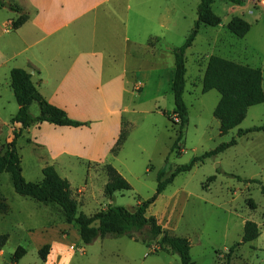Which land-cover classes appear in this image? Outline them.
<instances>
[{
    "label": "rangeland",
    "instance_id": "1",
    "mask_svg": "<svg viewBox=\"0 0 264 264\" xmlns=\"http://www.w3.org/2000/svg\"><path fill=\"white\" fill-rule=\"evenodd\" d=\"M175 3L172 16L177 22V35L173 45L178 47L197 19L199 0H175ZM211 11L220 18L219 25H202L198 37L185 52L183 99L188 109V124L180 142L183 144L182 153L179 156L176 151L170 153L178 126L169 122L164 114L173 109V59L166 57L163 70L153 71L147 77L138 74L129 84V113L122 123V129L127 131L126 140L116 156L111 153L105 162L117 169L131 189L117 191L112 198H107L103 192L107 174L105 164L101 163L91 164L90 170L85 165H78L71 173L59 175L69 180L78 212L91 216L109 205L133 211L154 195L159 170H163V178H166L177 166L188 164L194 157L235 139V145L198 162L191 170L177 174L148 206L146 216H153L169 234L187 238L195 264L223 262L224 253L241 241L244 222H255L259 236L236 247L231 262L264 264V194L261 193L264 187V130L238 135V130H253L264 125V102L249 107L239 126L220 135L219 121L213 116L219 93L215 90L201 92L202 75L209 55H219L260 69L264 89V6L258 0H245L243 6L215 0ZM233 17L250 23L251 28L245 36L237 37L228 30L227 23ZM29 112L33 116L39 114L37 103L31 104ZM6 145L7 135L1 130L2 151ZM16 147L21 157L23 177L29 182L40 181L39 167L44 163L41 151L27 143L24 137L18 138ZM0 192L6 203H15L16 198L26 199L14 192L7 173L0 174ZM26 200H29L27 209L30 212L50 214L49 221L39 217L31 222L35 229L28 233L11 230L14 226L12 217L0 220V232H9L10 235L0 253V264H45L46 260H42L36 250L42 240L63 245L72 255L70 264H180L177 254L155 251V241L149 246L136 241L139 234L97 237L88 245L81 242L72 224L70 232L57 234L62 225H67L60 208L29 198ZM249 200L254 202L255 208L249 205ZM45 223H48L47 232L42 229ZM18 244L26 249L27 254L21 261L12 263L10 258Z\"/></svg>",
    "mask_w": 264,
    "mask_h": 264
},
{
    "label": "crops",
    "instance_id": "2",
    "mask_svg": "<svg viewBox=\"0 0 264 264\" xmlns=\"http://www.w3.org/2000/svg\"><path fill=\"white\" fill-rule=\"evenodd\" d=\"M1 1L0 131L5 130L7 143L20 128L11 123L18 104L10 80V70L20 68L47 102L87 123L72 127L41 122L23 130L20 137L44 157L39 170L52 166L58 174L71 173L78 165L90 170L91 164H105L129 113V84L138 74L147 77L163 70L166 57L173 59L175 0ZM21 13L25 21L12 28ZM26 199L7 201L9 212L0 215V220L13 218L11 230L30 233L35 229L31 222L51 216L30 212ZM71 227L62 225L57 234L65 235ZM3 233L9 239V232ZM45 244L50 247L45 264H70L72 255L63 245L42 240L37 252Z\"/></svg>",
    "mask_w": 264,
    "mask_h": 264
},
{
    "label": "trees",
    "instance_id": "3",
    "mask_svg": "<svg viewBox=\"0 0 264 264\" xmlns=\"http://www.w3.org/2000/svg\"><path fill=\"white\" fill-rule=\"evenodd\" d=\"M215 0H199L197 8V19L184 40L183 44L171 49L174 59V74L171 82V92L173 97V109L170 113H164L169 122L178 126V131L170 147V153L176 151L179 156L182 153L185 128L188 124V109L183 99L185 91V52L195 40L201 25L216 27L220 23V18L212 11L211 6ZM237 6H243L245 0H226ZM3 2L0 0V6ZM11 10L20 12L11 6ZM26 19L21 13L20 17L12 22V28H18ZM228 30L237 37H243L250 30L249 22L239 17H233L227 23ZM10 80L13 93L18 104V111L12 117L11 123L20 124L19 129L13 130V136L7 143L4 151L0 147V174L7 173L10 177L13 190L16 194L34 200L42 204H53L60 208L65 222L72 224L84 245L92 243L97 237H122L139 234L136 240L147 246L155 241L157 248L155 251H164L169 254H177L180 264H195L190 254V242L185 237L169 234L157 220L146 216V209L165 190L175 176L181 172L191 170L198 162H203L206 158L214 156L225 149L236 144L235 139L221 143L214 149L204 152L202 155L194 157L190 163L180 165L166 178H163V170L157 172V186L154 195L146 201L141 202L133 211L121 206L109 205L106 209L99 210L91 216L78 212L77 200L72 196L70 182L62 178L52 166H45L42 170V180L39 182H29L22 174L21 157L17 151L16 141L21 136L23 130L37 125L41 122H49L57 126H84L87 123L68 117L66 112L49 102H47L38 92L36 86L31 81V76L25 70L13 68L10 70ZM215 90L219 93V100L214 107L213 116L219 121L220 135L227 134L230 130L239 126L245 118L248 108L264 102V89L262 72L258 68L250 65L237 63L223 58L219 55H210L204 70L201 83V92ZM32 103H37L39 114L33 116L29 112ZM264 130V125L253 130H238L241 136L249 131ZM127 131L121 128L119 137L111 150L112 155H116L124 144ZM104 169L107 174V182L104 185V195L112 198L115 192L130 190L131 186L127 180L110 164H105ZM255 182L256 180H251ZM264 194V187L261 188ZM249 205L255 208L252 200ZM9 207L5 197L0 192V214L7 213ZM260 234L259 227L255 222L245 221L241 241L231 246L225 253L223 262L219 264H233L231 257L236 247L243 243L255 240ZM8 235L0 234V249L6 244ZM49 245L45 244L38 251L42 260L46 259ZM26 250L22 246H17L11 256V262H18Z\"/></svg>",
    "mask_w": 264,
    "mask_h": 264
},
{
    "label": "built area",
    "instance_id": "4",
    "mask_svg": "<svg viewBox=\"0 0 264 264\" xmlns=\"http://www.w3.org/2000/svg\"><path fill=\"white\" fill-rule=\"evenodd\" d=\"M264 6V0H258Z\"/></svg>",
    "mask_w": 264,
    "mask_h": 264
},
{
    "label": "water",
    "instance_id": "5",
    "mask_svg": "<svg viewBox=\"0 0 264 264\" xmlns=\"http://www.w3.org/2000/svg\"><path fill=\"white\" fill-rule=\"evenodd\" d=\"M4 7L5 8H9V4H4Z\"/></svg>",
    "mask_w": 264,
    "mask_h": 264
}]
</instances>
